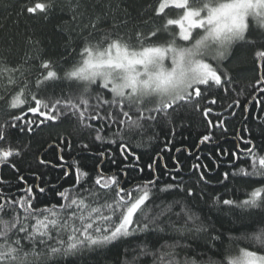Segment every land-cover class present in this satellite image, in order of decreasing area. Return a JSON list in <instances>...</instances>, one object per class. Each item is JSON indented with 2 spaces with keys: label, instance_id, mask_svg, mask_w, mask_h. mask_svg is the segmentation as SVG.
<instances>
[{
  "label": "snow or ice",
  "instance_id": "1",
  "mask_svg": "<svg viewBox=\"0 0 264 264\" xmlns=\"http://www.w3.org/2000/svg\"><path fill=\"white\" fill-rule=\"evenodd\" d=\"M7 7L33 20H47L57 10L71 12L73 21L86 13L82 0H16ZM77 27L80 43L66 46L60 59L37 54L41 42L34 34L25 35L33 55L17 64L0 56V168H11L19 184L13 195L10 181L0 176V264H83L109 247L121 248L119 264H264V143L257 146L247 128V105L264 114V0H147L136 17L110 6ZM247 48L256 64L251 91L241 101L233 97L231 69L236 51ZM189 107L207 125L200 146L216 142L214 129L227 132L225 113L236 117L240 108V143L203 159L200 149L193 151L196 145L175 146L182 136L178 119ZM65 123L76 135L88 133L77 144L95 159L94 171L66 161L73 140L58 137L49 145L57 163L40 160L61 169L57 181L37 173L29 182L16 163L27 146L13 133L31 135ZM145 133L149 145L162 146L142 165L132 141L139 137L142 144ZM172 152L196 161L189 168L195 183L186 182L179 156L165 160ZM106 163L115 171H105ZM130 171L139 177L133 184ZM69 176L70 184L59 183ZM49 195L52 200L38 203ZM164 196L173 199L165 203ZM200 201L210 211L259 217L251 231L229 237L247 246L232 251L230 243L219 251L223 234L190 206ZM175 205L180 211L173 212ZM193 243L206 250L201 258L181 256Z\"/></svg>",
  "mask_w": 264,
  "mask_h": 264
},
{
  "label": "trees",
  "instance_id": "2",
  "mask_svg": "<svg viewBox=\"0 0 264 264\" xmlns=\"http://www.w3.org/2000/svg\"><path fill=\"white\" fill-rule=\"evenodd\" d=\"M147 0H82L85 5L86 13L83 17H79L76 21L72 20V13L67 10H57L51 15L47 20H33L26 16H18L14 8L7 7L8 4L16 3V0H0V56H5L8 58L11 64H17L25 59L26 56H31L33 53L29 50L28 45L25 43V35H33L34 38L41 42L40 52L37 54H44L51 56L54 59H60L65 51L66 46H76L80 43L82 36L80 28L77 25L87 24L89 16L93 11H105L110 10L112 12H118L123 14V10L126 9L127 13L131 17H136L139 15L141 10V5L146 3ZM102 6V8H101ZM119 6V9L117 8ZM87 30L84 34L86 35ZM255 52L251 48L239 49L236 51V59L232 65V74L235 78L234 84L230 87L237 90L233 93L234 98H238L241 101L248 97V93L251 91L247 87L250 82L253 81L254 67L256 61L254 60ZM227 103L228 101H223ZM217 112L222 111L219 106H214ZM249 108V114L247 115V128L251 130L252 137L254 138L257 146L264 143V128L258 127L262 120H264V114H261L260 106L253 107L251 104L247 105ZM237 115L236 117H227V132H223L220 129H214L216 142L213 144H208L207 146H200L197 144L199 137L205 133L207 125L204 122V118L199 112L193 111L190 107L185 109L183 112V118L178 119V123L182 124V128H178L177 131H182V136H176L175 146H192L196 145L193 149L195 152L200 149V155L203 159L207 157L209 153L215 155L218 150H232L235 144H239L240 141L237 138L241 132V129L245 126V120L240 115L241 109H235ZM260 119H257V116ZM215 120V116L212 117ZM0 119H3V109L0 108ZM74 125L68 123L63 124L60 127H43L42 129H37L34 134H16L13 133V140L16 141L20 146H27L25 150V155L22 159L17 160V167L20 169V173L29 177V182L32 181V176L29 174L45 173V179L51 178L53 182L57 181L60 175V168H53L50 165H42L40 163L41 159L45 161H52L57 163L58 153L49 147L50 144L58 142V137H68L73 140V150L71 153L65 152V159L69 163L79 161L83 168L89 171H94V165L96 163L95 159L90 157L87 152H82L77 140L81 137H87L88 133L82 131L79 135L74 133ZM148 133H145L144 142L142 144L138 143L139 137H134L132 141L133 150L137 152L141 157V164L147 165L151 162L152 157L161 151V143L153 141L149 145L147 140ZM247 135V132L244 133ZM161 137V141H162ZM235 141V143H234ZM165 160H168L169 156H179L184 165L183 175L186 178V182L193 184L196 181V176L189 171L190 165L196 161L189 156L182 155L180 153L172 152L165 153ZM226 159H231L227 157ZM170 163V161H168ZM208 163V160H204ZM105 171L112 170L115 171V167L110 163L104 165ZM228 170L227 166H223L220 171ZM147 175V172L145 173ZM212 175H216L215 172ZM0 176H3L10 181L12 186L11 194H17V189L19 184L16 181V175L11 168L5 167L2 169ZM138 174L135 171H130V178L128 180L129 184H133L138 179ZM72 182V177L69 176L67 181L60 180L59 183ZM237 187L243 189L249 187V185H237ZM232 195L231 192L228 193ZM243 196V191L239 193ZM176 197L175 199H179ZM165 203L172 201V197L164 196L162 198ZM52 197L40 196L38 197V203L41 205L46 204ZM160 203V200H157ZM198 215L205 219V222L210 224L215 229H218L222 234L221 241H218L219 251H224L228 248L229 244L232 245V251H235L237 246L246 247V243L243 241H230L231 236H241L247 231H251L252 221L258 220L257 216H243L237 218L235 213L229 211L221 210H209L210 206L203 201L196 202L194 205H190ZM156 211L157 209H153ZM180 211V206L175 205L173 207V212ZM176 220V217H172ZM183 217L180 218L178 223L182 222ZM171 242V241H169ZM182 243L184 241H181ZM206 251L202 245L193 243L192 249L187 252H182L181 256L187 255L189 257L201 258L200 253ZM120 247H109L106 250L95 253L89 256L83 264H119L122 256L120 255ZM211 255V253H208ZM215 259H220L219 256H215ZM73 264V262H70Z\"/></svg>",
  "mask_w": 264,
  "mask_h": 264
},
{
  "label": "flooded vegetation",
  "instance_id": "3",
  "mask_svg": "<svg viewBox=\"0 0 264 264\" xmlns=\"http://www.w3.org/2000/svg\"><path fill=\"white\" fill-rule=\"evenodd\" d=\"M5 167H3V168H0V173H1V171H2V169H4Z\"/></svg>",
  "mask_w": 264,
  "mask_h": 264
}]
</instances>
